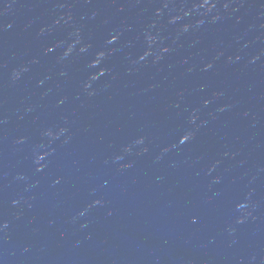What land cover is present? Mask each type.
Here are the masks:
<instances>
[{"label":"water","instance_id":"1","mask_svg":"<svg viewBox=\"0 0 264 264\" xmlns=\"http://www.w3.org/2000/svg\"><path fill=\"white\" fill-rule=\"evenodd\" d=\"M0 264H264V0H0Z\"/></svg>","mask_w":264,"mask_h":264}]
</instances>
